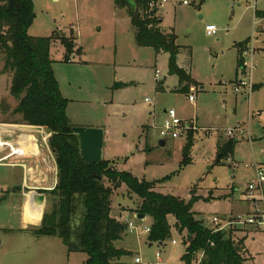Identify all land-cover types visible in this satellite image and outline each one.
Instances as JSON below:
<instances>
[{
	"label": "rangeland",
	"instance_id": "1",
	"mask_svg": "<svg viewBox=\"0 0 264 264\" xmlns=\"http://www.w3.org/2000/svg\"><path fill=\"white\" fill-rule=\"evenodd\" d=\"M127 1L135 9V0ZM187 1L183 5L157 0L155 8L157 17L163 18V30L177 36L179 66L188 68L198 84L188 93L175 91L179 79L169 70L168 54L157 55L154 49L137 45L129 15L113 0H33L36 18L29 34L70 37L73 33L76 42L68 62L60 42H54L50 52L54 74L70 100L67 113L73 125L103 127V160L115 162L118 171L139 181L157 182L155 190L164 195L186 202L195 196L193 211L212 230L215 217L233 220L251 213L246 189L257 180L255 165H264V20L255 17L256 11H264V0ZM207 25L216 26L218 34L207 36ZM238 49H243V60L253 67L250 95L240 82L246 73L237 70ZM3 65L0 57V103L6 101L13 110L18 103L10 95L12 75L2 74ZM120 80L132 85L113 90ZM158 86L166 91H158ZM239 86L242 89L236 93L234 88ZM194 95L195 101L190 102ZM171 109L191 129L162 147L160 127L165 111ZM0 111V120L8 121L10 116ZM232 129L234 135L229 136ZM190 137V164L185 165L182 150ZM229 142L235 143L233 154L218 162V145ZM53 202L50 196L47 212ZM133 207L123 185L113 198L111 216L124 224L131 222L136 230H127L115 244L131 253L121 262L133 264L139 257L143 264H157L156 253H160L163 264H185L182 236L173 229L163 246H151L149 235L142 232L153 220H138ZM4 220L5 213L0 214V221ZM9 222L14 228L19 224L17 216ZM226 234L246 238L248 264H264V231L227 228ZM31 236L17 229L1 231L0 264H85L88 259L84 253L69 254L60 239ZM203 258L200 254L197 264Z\"/></svg>",
	"mask_w": 264,
	"mask_h": 264
},
{
	"label": "trees",
	"instance_id": "2",
	"mask_svg": "<svg viewBox=\"0 0 264 264\" xmlns=\"http://www.w3.org/2000/svg\"><path fill=\"white\" fill-rule=\"evenodd\" d=\"M157 0H135L133 9L127 0H114L119 9L126 10L135 30L138 46L154 49L156 54L169 55V70L179 79L177 92L188 93L198 85L190 70L178 64L181 48L175 33L162 28L163 19L157 17ZM256 17L264 20V11ZM36 18L33 0H0V57L2 74L12 75L10 95L18 103L13 110L2 101L0 108L8 122L46 128L52 136L50 147L56 155L59 181L50 193L54 198L52 209L46 212L39 229L31 234L38 238H57L68 248L69 253L88 255L85 264H123L122 258L130 252L119 249L115 244L123 240L127 224L111 216L113 198L123 185L127 196L135 207L131 211L151 217L149 242L163 246L172 237V231L182 236L186 247L182 261L185 264H247L250 257L245 247L246 238L235 239L226 232H213L206 228L193 211V196L190 202L178 197L164 195L155 190L153 182L139 181L132 174L118 171L115 162L103 160L90 165L83 161L80 141L73 133L75 127L68 116L69 100L63 97L59 82L54 74L51 46L60 42L66 52V61L75 47V38L54 33L51 37H34L29 29ZM242 48V46H240ZM243 49H239L238 69L243 67ZM131 83L116 82L113 90H121ZM158 91H166L158 86ZM19 117V119H12ZM12 119V120H11ZM193 138L183 147L188 161ZM229 142L218 145V162L233 154ZM174 218L175 223L170 220Z\"/></svg>",
	"mask_w": 264,
	"mask_h": 264
},
{
	"label": "crops",
	"instance_id": "3",
	"mask_svg": "<svg viewBox=\"0 0 264 264\" xmlns=\"http://www.w3.org/2000/svg\"><path fill=\"white\" fill-rule=\"evenodd\" d=\"M116 82L130 83L121 80ZM59 86L65 98L60 83ZM51 136L52 133L46 128L14 125L0 120V214L6 215V220L0 221V232L17 229L20 232L27 231V235L31 236L32 230L41 227L48 209L50 193L56 189L59 181L56 155L49 143ZM38 195H44L43 203L36 200ZM16 216L19 224L14 228L9 221Z\"/></svg>",
	"mask_w": 264,
	"mask_h": 264
},
{
	"label": "built area",
	"instance_id": "4",
	"mask_svg": "<svg viewBox=\"0 0 264 264\" xmlns=\"http://www.w3.org/2000/svg\"><path fill=\"white\" fill-rule=\"evenodd\" d=\"M179 1V3H182L183 5H188L189 2L187 0H161V3H168V2H175ZM162 4H159L161 6ZM154 5L157 7V4L153 3L151 7H154ZM206 34L209 37H214L218 34V29L214 25H207L206 26ZM254 44V42H253ZM254 52V51H252ZM246 54H244V57ZM243 70L244 72L248 73V76L245 75L243 79L240 80L242 82L243 86H246V91L250 95L253 91V85L251 83V70L253 67H248L247 61L243 60ZM247 68V69H246ZM156 78H160V73L157 70L156 71ZM241 87H235L234 91L237 93L241 91ZM149 102V100H146ZM190 102L195 101V95L189 97ZM166 120L162 127H160V138L165 143L168 141H176L179 138H182L184 134L187 135L188 130L191 129L190 123H184L181 118H179L177 112L173 109L166 111ZM193 129H196L194 126H192ZM229 136L234 135V130L228 131ZM13 154V152H12ZM256 169V176L257 180L250 182L246 189L245 199L251 203V213L246 214L245 216H239L236 219L233 220H221L218 217H215L213 219L214 228L212 229L213 232H226L227 228H251L255 230L256 232L264 231V165L257 164L255 165ZM127 230L130 232H134L136 230V227L134 224L127 223ZM142 233H146L150 235L151 233V227L145 228ZM173 244H176L175 241H173ZM156 260L157 264H163L161 260V254L156 253ZM133 264H143L141 258L137 257L134 260Z\"/></svg>",
	"mask_w": 264,
	"mask_h": 264
},
{
	"label": "water",
	"instance_id": "5",
	"mask_svg": "<svg viewBox=\"0 0 264 264\" xmlns=\"http://www.w3.org/2000/svg\"><path fill=\"white\" fill-rule=\"evenodd\" d=\"M73 133L78 136L80 141V153L85 163L90 165H97L103 161V150L105 132L102 128H83L74 127ZM165 142L161 141L160 145L165 146ZM44 195L36 196V200L39 203H43ZM146 217L144 215H138L137 219L142 221ZM152 246V244H151Z\"/></svg>",
	"mask_w": 264,
	"mask_h": 264
}]
</instances>
